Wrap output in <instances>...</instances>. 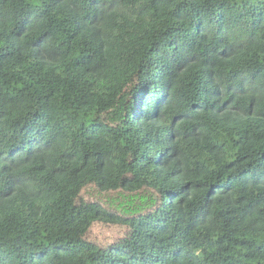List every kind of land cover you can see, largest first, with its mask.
I'll use <instances>...</instances> for the list:
<instances>
[{
    "label": "trees",
    "instance_id": "trees-1",
    "mask_svg": "<svg viewBox=\"0 0 264 264\" xmlns=\"http://www.w3.org/2000/svg\"><path fill=\"white\" fill-rule=\"evenodd\" d=\"M0 264H264V0H0Z\"/></svg>",
    "mask_w": 264,
    "mask_h": 264
},
{
    "label": "rangeland",
    "instance_id": "rangeland-1",
    "mask_svg": "<svg viewBox=\"0 0 264 264\" xmlns=\"http://www.w3.org/2000/svg\"><path fill=\"white\" fill-rule=\"evenodd\" d=\"M91 185L84 187L79 195V200L82 199L87 202H95L107 208V205L103 202L101 197ZM126 233V228L122 225H116L112 223L96 222L89 229L87 235L90 240L97 242L100 245L110 244L114 241L122 238Z\"/></svg>",
    "mask_w": 264,
    "mask_h": 264
}]
</instances>
